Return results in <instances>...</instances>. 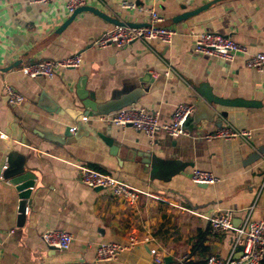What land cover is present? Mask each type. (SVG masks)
I'll use <instances>...</instances> for the list:
<instances>
[{"label": "crops", "instance_id": "crops-1", "mask_svg": "<svg viewBox=\"0 0 264 264\" xmlns=\"http://www.w3.org/2000/svg\"><path fill=\"white\" fill-rule=\"evenodd\" d=\"M132 1L159 12L158 24L175 31L170 42L152 38L99 47L94 40L114 24L89 10L77 12L51 39L71 13L65 0H0V171L7 164L6 172L14 150L12 166L22 156L24 171L35 176L22 217L15 185L10 177L0 178V264H177L212 253L224 257L234 234L211 230L206 216L229 208L237 225L253 205L251 217L264 222V71L246 65L249 54L264 51V0L216 1L173 23L168 18L209 0ZM84 5L123 21L148 18L121 8L120 0H86ZM201 30L226 34L246 52H236L231 61L196 53L194 32ZM77 52L81 64L59 68L52 77H28L18 70L32 60ZM145 71L152 78L141 91L138 77ZM4 80L23 95L22 102L8 103ZM79 83L104 112L143 107L160 121L170 120L177 103H194L195 87L202 84L216 96L252 101L217 105L227 115L214 119L252 134L249 140L205 139L203 133L221 125L202 120L187 134L172 137L158 130L149 138L93 116L83 121ZM74 163L97 165L151 195L128 203L107 189L88 187ZM193 168L210 170L218 179L194 183ZM48 228L69 232V248L46 246L41 233ZM199 232H204L205 251L194 245ZM101 241L128 246L115 259L99 261L95 247ZM153 247L162 262L154 261ZM239 251L240 246L235 254Z\"/></svg>", "mask_w": 264, "mask_h": 264}, {"label": "built area", "instance_id": "built-area-1", "mask_svg": "<svg viewBox=\"0 0 264 264\" xmlns=\"http://www.w3.org/2000/svg\"><path fill=\"white\" fill-rule=\"evenodd\" d=\"M31 1L48 2L50 0ZM85 1L65 0L64 8L67 13H70L78 6L84 5ZM120 7L146 14L148 17L147 21L137 26L114 24L110 28L105 29L94 40L95 45L99 47L107 45L122 47L134 40L146 42L152 38H157L166 43L171 41L175 31L170 26L158 24L162 20V16L155 8L138 5L132 0H120ZM193 51L231 61L234 59L236 52H246V48L226 34L201 30L194 32ZM81 60V55L77 52L58 59L32 60L19 66L18 70L28 77L38 75L52 77L57 69L77 67L81 64ZM246 65L264 71V51L249 54L246 59ZM165 74H168V71ZM3 92L7 97L8 103L18 104L23 100V95L5 80L3 81ZM194 108L193 102L177 103L169 121H160L155 111L133 106L121 107L105 114L93 115V117L111 122L121 128L131 126L149 138L158 130L176 137L189 132L182 128V123L185 117L193 112ZM89 117L92 116L82 115V120L86 121ZM74 129L75 125L70 127V130ZM251 134L250 129L236 128L229 123H225L212 131L203 133V137L205 139L222 138L226 140L239 137L249 140ZM74 165L78 169L79 180L83 184L91 188L100 187L107 189L111 195L119 197L128 203L135 202L140 194H148L129 185L108 171H100L82 163H74ZM6 168L7 164L1 166L0 178H4L3 170ZM190 179L194 183L213 184L218 178L210 170L193 168L190 171ZM252 208L253 205L245 209L244 217L237 225L233 223L234 213L229 208L206 216L211 230L219 232L231 230L234 234L229 253L224 257L214 253L209 254L205 258L206 264H261L264 256V222L261 219L251 217ZM41 239L46 246L66 250L70 246L72 236L64 229L48 228L41 233ZM133 243L132 240L128 245ZM128 245L114 241H101L95 247V258L99 261L113 260ZM238 246H240V251L235 254ZM149 251L156 263L162 262V257L158 254L157 248H150Z\"/></svg>", "mask_w": 264, "mask_h": 264}, {"label": "water", "instance_id": "water-1", "mask_svg": "<svg viewBox=\"0 0 264 264\" xmlns=\"http://www.w3.org/2000/svg\"><path fill=\"white\" fill-rule=\"evenodd\" d=\"M220 1V0H209L204 4H201L200 6H197L195 8H192L190 10H185L180 13L175 14L174 16L168 18V21L170 23L185 19L189 16H192L196 13H198L200 10L206 8L209 6L211 3ZM83 10H89L92 11L102 18L110 21L113 24H126L130 26H137V25H142V23H134L130 21H123L120 20L119 18H114L103 11L94 8L90 5H81L75 8L69 16L57 27L53 30V32L50 33L49 38H54L57 34H59L64 27L71 21V19L74 17V15L77 12L83 11ZM6 69V68H4ZM152 75L149 71L143 72L141 76L138 77V80L140 81L139 83V90L143 91L148 88L147 83L151 81ZM196 92H198L199 96L195 99L194 101V110L191 114H188L183 123H182V128L187 131H191L200 124L202 120H207V121H213L215 119V116L217 114H220V116L225 117L227 115V112L225 110H217V105H232V106H237V105H248L252 103L250 100H245L242 98H222L219 96L214 95L205 85L200 84L199 86L195 87ZM77 95L81 100V106L83 107V114L87 116H93V115H98V114H105L108 113L109 111L104 112L103 111V104H98L94 100V96L91 92L88 90H85L83 84L79 83L77 85ZM217 125L222 124V119L219 118L217 120H214ZM57 139V138H54ZM16 156V152L12 150L9 153V167L4 172V176L10 177V181L15 185L16 190L18 191V197H19V202H18V210L20 213V216L22 217L25 209H26V203L27 199L31 194L32 187L34 185V179L35 176L32 172L30 171H24L22 167V156H19V161L17 162L16 165L12 166V158ZM202 185H204L202 183ZM95 189H100V187H97ZM50 248H55L53 246H49ZM165 260L167 261V257H165Z\"/></svg>", "mask_w": 264, "mask_h": 264}, {"label": "trees", "instance_id": "trees-1", "mask_svg": "<svg viewBox=\"0 0 264 264\" xmlns=\"http://www.w3.org/2000/svg\"><path fill=\"white\" fill-rule=\"evenodd\" d=\"M91 167L95 168V169H98L100 171H103L102 168H100L99 166L97 165H94V164H90ZM203 238H204V232H199L195 238V243L194 245H199V248L201 251H205L207 250L206 246L203 245ZM177 264H206V259H196V260H192V259H184L182 260L181 262H178Z\"/></svg>", "mask_w": 264, "mask_h": 264}]
</instances>
